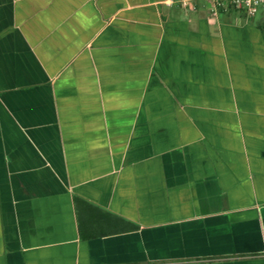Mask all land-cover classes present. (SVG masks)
I'll return each mask as SVG.
<instances>
[{
  "label": "crops",
  "instance_id": "0c3cea01",
  "mask_svg": "<svg viewBox=\"0 0 264 264\" xmlns=\"http://www.w3.org/2000/svg\"><path fill=\"white\" fill-rule=\"evenodd\" d=\"M0 0V264H264V13Z\"/></svg>",
  "mask_w": 264,
  "mask_h": 264
},
{
  "label": "built area",
  "instance_id": "2783aa9c",
  "mask_svg": "<svg viewBox=\"0 0 264 264\" xmlns=\"http://www.w3.org/2000/svg\"><path fill=\"white\" fill-rule=\"evenodd\" d=\"M196 0H179L180 5L187 10H194ZM209 2V14L216 16L219 9L227 4L233 6L237 11L247 16H254L256 13H264V0H207Z\"/></svg>",
  "mask_w": 264,
  "mask_h": 264
}]
</instances>
